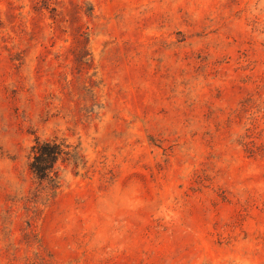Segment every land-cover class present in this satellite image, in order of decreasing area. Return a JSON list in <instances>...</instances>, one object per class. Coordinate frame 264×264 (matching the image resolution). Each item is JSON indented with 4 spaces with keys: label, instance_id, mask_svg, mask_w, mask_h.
<instances>
[{
    "label": "rangeland",
    "instance_id": "1",
    "mask_svg": "<svg viewBox=\"0 0 264 264\" xmlns=\"http://www.w3.org/2000/svg\"><path fill=\"white\" fill-rule=\"evenodd\" d=\"M0 264H264V0H0Z\"/></svg>",
    "mask_w": 264,
    "mask_h": 264
},
{
    "label": "trees",
    "instance_id": "2",
    "mask_svg": "<svg viewBox=\"0 0 264 264\" xmlns=\"http://www.w3.org/2000/svg\"><path fill=\"white\" fill-rule=\"evenodd\" d=\"M32 158L29 162L31 173L46 185L54 188L58 185V171L56 163L58 160L68 161L78 166V146H71L56 136L35 141L32 146ZM51 189V188H50Z\"/></svg>",
    "mask_w": 264,
    "mask_h": 264
}]
</instances>
